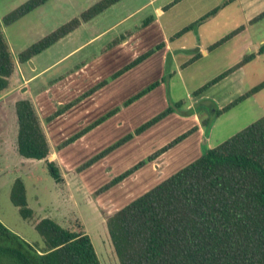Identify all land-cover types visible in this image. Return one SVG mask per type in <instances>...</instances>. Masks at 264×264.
I'll list each match as a JSON object with an SVG mask.
<instances>
[{
	"label": "rangeland",
	"instance_id": "1",
	"mask_svg": "<svg viewBox=\"0 0 264 264\" xmlns=\"http://www.w3.org/2000/svg\"><path fill=\"white\" fill-rule=\"evenodd\" d=\"M25 1L0 0V15L8 9H11L9 12L14 10ZM98 1L51 0L17 23L3 27L4 38L15 57L64 23L79 17ZM174 1L122 0L61 40L57 47L50 49L51 54H43L35 60L39 67L45 63L51 65L73 51L38 83L43 87L45 81L62 76L59 81L64 84L54 90L51 88L53 95L62 91V85L73 81L68 84L69 93L61 94L64 99L68 95L72 97L65 102L72 106L63 112L65 117L64 114L59 116L61 120L56 121L59 118L56 117L50 122L57 132L63 134L58 142L59 150H66L61 154L63 164L55 159L62 177L60 183L50 178L45 161L25 159L15 153L8 101L5 103L7 110L0 108V132L5 133L9 156L15 159L9 162L5 171L9 177L24 181L28 207L33 211L32 219L27 222L20 217L17 209L9 205V208L0 210V220L12 232L36 245L38 250H42L43 246L33 224L42 218H52L66 229L84 231L91 239L100 264H118L107 235V218L175 173L163 172L167 164L162 163L159 176H152L149 170L134 175L142 170L139 169L120 185L105 192L99 191L139 162H146L151 154L165 146V141L171 139L174 133V121L169 115L147 124L167 108L178 113L181 107H175L177 102L189 100L195 90L231 69L249 54H256V58L206 90L204 95L209 101H200L196 106L203 112L201 123L215 113L212 100L226 106L264 82V53L258 54L259 48L264 45V18L248 25L244 12L234 0H178L163 11L161 29L166 35V42H172L173 48L160 65L158 52L163 47L155 48L162 43L159 42L161 30L159 25L151 23L159 10ZM217 7L221 9L213 17L169 41L184 27ZM150 17L152 20L144 24ZM243 26L245 30L209 49ZM124 42H127L126 45H123ZM184 43L189 51H177ZM195 48H199L200 53L206 50L207 54L202 56V53L190 62L188 60L197 53ZM150 50L152 53L146 59L127 69L135 59ZM171 57L175 60L174 64H171ZM185 61H188L186 66L175 68L176 64ZM156 83L155 88L134 99ZM12 111L14 114L15 110ZM6 113L10 118V127L1 130L8 121L4 117ZM263 116L264 88L229 111L213 117L200 149L216 147ZM76 135L80 136L64 144ZM70 144L73 145L68 147ZM110 148L113 149L106 152ZM5 160L1 158V161ZM91 160L89 167H83ZM155 166L159 168L161 162ZM5 176L8 177L6 173L1 177Z\"/></svg>",
	"mask_w": 264,
	"mask_h": 264
},
{
	"label": "trees",
	"instance_id": "2",
	"mask_svg": "<svg viewBox=\"0 0 264 264\" xmlns=\"http://www.w3.org/2000/svg\"><path fill=\"white\" fill-rule=\"evenodd\" d=\"M49 1L51 0H27L1 19L0 96L9 89L14 71V61L2 26L14 24ZM121 1L96 2L79 17L69 20L20 52L17 55L18 62L29 61ZM177 1L165 6L163 11ZM220 9L221 7H217L184 27L170 37L169 41L192 31ZM263 18L264 11L253 18L250 24ZM151 20L152 17L147 18L144 24ZM242 30L244 27L238 28L209 49L221 45ZM163 46V43L158 44L155 50ZM151 53L150 50L139 56L127 69L142 62ZM262 53L264 45L258 50V54ZM198 57L200 54H196L190 62ZM255 58L256 54L245 56L237 65L195 90L193 97L202 95L209 87ZM157 85L158 83L152 85L134 99ZM263 88L264 82L221 109L213 106V117L229 111ZM182 105L179 101L175 107L179 109ZM71 106L72 104L59 107L46 120L58 117ZM196 110V114L200 115V110ZM173 112L174 109L167 108L147 126ZM15 115L16 152L25 159L45 161L50 178L55 183H60V171L49 160L46 136L31 102L25 99L17 101ZM213 117L202 120L206 135ZM193 131L195 128L177 136L151 154L146 162H139L99 191L105 192L122 182L146 163L183 141ZM79 136L66 140L64 144L73 142ZM91 162L92 160L83 167H89ZM9 197L20 217L31 220L33 211L28 207L21 179L13 182ZM34 230L41 238L42 250H38L36 245L28 243L0 222V264H100L91 239L84 231H71L50 218L36 222ZM106 230L118 264H264V116L216 147L204 149L193 162L109 216Z\"/></svg>",
	"mask_w": 264,
	"mask_h": 264
},
{
	"label": "crops",
	"instance_id": "3",
	"mask_svg": "<svg viewBox=\"0 0 264 264\" xmlns=\"http://www.w3.org/2000/svg\"><path fill=\"white\" fill-rule=\"evenodd\" d=\"M234 2L238 3V5L241 8V11L244 12V17L248 21V25H251L250 21L264 11V0H234ZM9 10H11V9H8V11H4V13H2V15H0V18L2 19L3 16L9 12ZM162 15H163V10H159L154 17L153 22L151 23L152 25H155V26L159 25L158 29L161 30L160 35H159L160 36L159 42H162L164 46L161 49V51L158 52V54H160V65H163V60H164L165 56L169 55L172 48H173L172 42H166V40H165L166 35L164 34V30L161 29L160 18L162 17ZM17 22H15V23H17ZM0 23H1V21H0ZM84 24H86V23H84ZM84 24H82V25H84ZM2 31H4L3 26H2ZM60 41L57 42L56 44H54L53 46H51L49 49L43 51L42 53L33 57L32 59H30L29 61H27L25 63L18 62L17 56L14 57V54L10 48V45L6 41L8 44L10 53L14 58V60H13L14 61V71H13V74H12L11 79H10L9 89L0 96V108H2L3 110H7L6 109L7 104H5L6 101H8V103L10 104V105L8 104V108H11V110H9L8 115L9 114L11 115V122H12L11 128L13 127L12 129H13L14 136H15L14 137L15 138L14 147H15L16 135H17V122H16L15 111L13 114L12 109L15 110V103L17 101L24 100V99L29 100L34 107V110L36 112V115L38 116L41 128H42V130L46 136V140H47V143L49 146V160L53 161L55 163V159H56L59 164H63L64 162H63V159L61 158V154L63 152H65L66 150L60 151L59 150V143H58L60 141V138H62L61 136L63 134H61L60 131L57 132L54 129V127L51 126V123H50L51 120L47 121L46 119L49 116H51L56 111V109H58L59 107L65 106L66 105L65 102H67L68 100H70L72 98L71 96L68 95L66 97V99H64V97L61 94L64 93V95H65L66 93H69L67 91L68 84H72L73 81L72 82L69 81V82H67L66 85H62L63 87L60 88V90H62V91L60 93L57 92V94L59 93V95H57V94L52 95L50 90H51V88L53 90L56 89L57 87L59 88V87H61V84H64L63 81H59L62 76H57L56 78H52L51 80H48V82L45 81L43 84V87L39 86L38 83H41L44 80L43 79L44 75H46L48 73V71L52 69V67H54L56 65L58 66L61 63H63L64 60L73 51L62 56L60 59L56 60L51 65L50 64L47 65L48 63H45L46 65H41V67H39L35 63V60L38 59V57H40L41 55H43V54H44V56L49 55L48 53L51 52L50 49L57 47V45L60 43ZM126 43L127 42H124L123 45H126ZM195 50L197 51L196 54H202L203 53L202 56L207 54L206 50H203L202 53L199 52V48H195ZM177 51H180L181 53L182 52L187 53L189 51V49H187L185 47V43H184V44L180 45V47ZM192 58H190L188 61H190ZM174 61H175L174 58L171 57V64H174ZM188 61H185L184 63H181V64H176L175 68H182V67L186 66L188 64L187 63ZM65 82H66V79H65ZM46 85H48V86L46 87ZM204 93L198 97H195V98L191 96L189 98V100H186L184 102L181 101L183 105L181 106L180 110H178V113L173 112L169 115V118H172L174 121V122H172L174 133L170 137L171 139L165 141V143L163 145H166L167 143H169L171 140H173L177 136L187 132L188 130H190L192 128H195V131H193V133L190 134L187 138H185L183 141L179 142L177 145H175L174 147H172L171 149H169L168 151H166L165 153L160 155L155 160L148 162L146 165H144L142 168H140L142 170H139L134 175L143 174V173H146L145 172L146 170L147 171L149 170L153 174L152 176H159L160 175L159 173L163 168L162 163H165V165L167 164L165 166L163 172L164 171H167L168 173L177 172L179 169V166L181 167V166H183V164H189V163L193 162L195 159H197L202 154V150L200 149V145H201V142H203L205 140L206 134H205L204 127L202 126V123H201V116H202L203 112H201L200 115H197L196 114V112H197L196 106L199 104L200 101L205 102V101H207V99L209 101L208 96H205ZM48 94L50 95L49 97H48ZM94 102H95V100H94ZM211 103H212V106L216 107L217 109H221L224 107L222 105L216 104L213 100L211 101ZM124 110L125 109H123L122 111H124ZM63 114L64 113H62L61 115H63ZM61 115H59V116L61 117ZM63 116L65 117L66 114H64ZM4 117H5V120H8V121L6 122L5 127L2 126L1 130L5 129L6 127H10V118H8L7 113L4 115ZM60 117L56 121L61 120L62 118H60ZM52 128H53V130H52ZM73 130H74V127H73ZM5 136H6L5 133H3L1 131L0 132V141H1L0 142V210L3 207L9 208V205L12 206L9 196H10L11 186H12L13 182L16 180V178L9 177V174L7 173V171H5L6 166H8V164L4 165L1 161V158H3V157L9 160V152H8L9 145L7 144ZM202 137H203V139H202ZM72 145L73 144H70V145H68V147H71ZM192 149H194V150H192ZM57 150H59V151H57ZM14 151H15V153H17L16 148H14ZM13 160H15V159L13 158ZM160 162H161V166L159 168H156L155 165L158 166V163H160ZM5 173L8 175V177L5 176L4 178H2L1 177L2 174L4 175ZM144 175H146V174H144ZM0 222L2 223L1 220H0ZM27 222H29V220H27ZM33 227H34V224H33Z\"/></svg>",
	"mask_w": 264,
	"mask_h": 264
},
{
	"label": "flooded vegetation",
	"instance_id": "4",
	"mask_svg": "<svg viewBox=\"0 0 264 264\" xmlns=\"http://www.w3.org/2000/svg\"><path fill=\"white\" fill-rule=\"evenodd\" d=\"M2 159H4V157L2 158ZM6 159V158H5ZM12 162L13 161V159L9 156V160L8 159H6L5 160V162L4 161H2V163L5 165V163L6 164H9V162ZM34 161H36V160H34ZM47 170V169H46ZM17 179H20V178H17ZM22 180V179H21ZM23 183H24V181H23ZM12 204V203H11ZM13 206V205H12ZM14 207V206H13ZM15 209H16V207H14ZM31 209V208H30ZM17 211H18V209H17ZM42 219H44V218H42ZM51 219V218H50ZM24 220V219H23ZM41 220V219H40ZM53 220V219H52ZM27 221V220H26Z\"/></svg>",
	"mask_w": 264,
	"mask_h": 264
}]
</instances>
